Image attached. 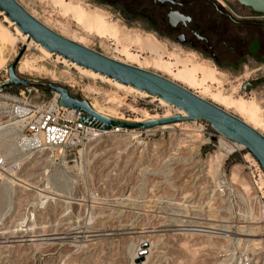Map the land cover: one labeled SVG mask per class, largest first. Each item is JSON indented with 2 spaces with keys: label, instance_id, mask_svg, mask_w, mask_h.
<instances>
[{
  "label": "rangeland",
  "instance_id": "obj_1",
  "mask_svg": "<svg viewBox=\"0 0 264 264\" xmlns=\"http://www.w3.org/2000/svg\"><path fill=\"white\" fill-rule=\"evenodd\" d=\"M18 1L63 36L164 77L156 62L171 60L170 53L210 65L217 70V79L207 80L206 85L242 105L228 112L257 123L264 135V17H259L261 25L253 31L263 49L257 57L246 53L233 71L131 17L122 0ZM230 1L241 8V15L246 14L238 0ZM95 11L105 12L107 21L118 24L116 36L98 30L89 18ZM4 28L17 38L11 39L15 44L3 36ZM0 34V83L10 80L8 69L20 53L17 75L31 82L0 90V155L8 161L17 156L11 127L5 126L13 121L11 104L20 98L48 100L55 93L50 83L115 116L177 115V107L162 105L157 96L120 90L64 62L58 54L47 56L29 36L24 39L4 22L1 13ZM125 48L138 59L120 52ZM166 125L106 135L79 149L70 161L41 163L36 155L26 156L15 176L0 172V264H135L143 241L152 252L145 264H232L245 252L256 254L264 241V221L255 214L248 195L253 161L247 150L222 139L206 120ZM225 145L232 151L219 163L215 156L225 153ZM39 178L61 195L40 199L37 190L25 184ZM27 223L29 235L48 236L18 237ZM255 241L260 242L257 247Z\"/></svg>",
  "mask_w": 264,
  "mask_h": 264
},
{
  "label": "water",
  "instance_id": "obj_2",
  "mask_svg": "<svg viewBox=\"0 0 264 264\" xmlns=\"http://www.w3.org/2000/svg\"><path fill=\"white\" fill-rule=\"evenodd\" d=\"M238 1L241 6L264 17V0ZM0 11L24 34L48 51L121 83L132 85L139 90L160 97L186 113V115L179 114L140 123L117 121L102 116L91 107L88 101L72 95L67 88L50 83L49 89L60 95V103L65 107L82 111L84 114L82 121L87 125L102 130H110L113 127L135 130L151 129L182 121L206 120L220 135L229 141L243 145L264 172V135L241 118L167 77L118 61L63 36L32 15L18 0H0ZM21 54L9 67L10 80L0 83V90L11 85H31L29 80L17 75V65ZM141 263L142 259L135 261V264Z\"/></svg>",
  "mask_w": 264,
  "mask_h": 264
},
{
  "label": "flooded vegetation",
  "instance_id": "obj_3",
  "mask_svg": "<svg viewBox=\"0 0 264 264\" xmlns=\"http://www.w3.org/2000/svg\"><path fill=\"white\" fill-rule=\"evenodd\" d=\"M122 4L149 28L233 71L246 53L257 57L263 49L253 31L264 21L260 23V16L248 8L241 15V8L230 0H122Z\"/></svg>",
  "mask_w": 264,
  "mask_h": 264
},
{
  "label": "built area",
  "instance_id": "obj_4",
  "mask_svg": "<svg viewBox=\"0 0 264 264\" xmlns=\"http://www.w3.org/2000/svg\"><path fill=\"white\" fill-rule=\"evenodd\" d=\"M21 94H25V91ZM20 100L17 104H11L13 121L5 125L10 126L13 132L17 156L13 161H8L7 157L0 155V172L9 175L17 173L21 168L20 162L26 156L36 155L40 162L70 161L79 149L85 148L89 143L106 135L121 134L129 130L121 127L102 130L87 125L82 121L83 112L63 106L60 95L56 92L40 103ZM193 122L197 123L198 120ZM220 137L232 144L222 135ZM249 164L248 195L255 206V214L264 221V172L257 162ZM255 255L259 258L255 259ZM232 264H264V241L257 248L256 254L245 252Z\"/></svg>",
  "mask_w": 264,
  "mask_h": 264
},
{
  "label": "bare ground",
  "instance_id": "obj_5",
  "mask_svg": "<svg viewBox=\"0 0 264 264\" xmlns=\"http://www.w3.org/2000/svg\"><path fill=\"white\" fill-rule=\"evenodd\" d=\"M96 10H97V8H96ZM99 10V9H98ZM102 10V9H101ZM0 13L1 14H3V17H4V22H7V23H9L11 26H13V28H14V30L16 31V33L17 34H21V36L23 35V37H24V39L25 38H27L28 37V35L27 34H24L18 27H17V25L13 22V21H11L2 11H0ZM90 13H92V12H90ZM89 14V13H88ZM91 16H89V18L91 19V21L93 22V24L98 28V30L99 31H104V32H107V33H109V34H111V35H117L118 34V32L120 31V28L118 27V24L116 25V24H113V23H110L109 22V20L107 21L106 19L107 18H105L104 17V15H105V12L103 13V11H102V13L101 12H99V11H95V13H93V14H90ZM2 16V15H1ZM106 16V15H105ZM107 17V16H106ZM3 19V18H2ZM8 25V24H7ZM5 26V25H4ZM126 28V27H125ZM9 29V28H8ZM8 29H5L4 28V32H2L3 33V36H5V37H9V41L11 42V39L12 40H14V39H17L16 37L15 38H12V34H10V32H9V30ZM12 29V28H11ZM108 35V34H107ZM0 36L1 37H3L1 34H0ZM112 37V36H111ZM31 38V37H30ZM113 38V37H112ZM146 38V37H145ZM144 38V39H145ZM1 39V38H0ZM32 39V38H31ZM150 39H152V38H150ZM2 40V39H1ZM33 40V39H32ZM121 40V39H120ZM5 41V40H4ZM34 41V40H33ZM142 41H143V39H142ZM144 41H146V39L144 40ZM148 41V40H147ZM146 41V43L148 44V42ZM153 41V40H152ZM6 42H8V41H6ZM15 42V41H14ZM13 42V43H14ZM35 42V41H34ZM12 43V42H11ZM13 43H12V45H13ZM16 43V42H15ZM14 43V44H15ZM118 43V42H117ZM121 43V42H120ZM145 43V44H146ZM154 43V42H153ZM153 43H151V44H153ZM35 44L37 45V46H39L40 47V50L43 52V53H45L47 56L48 55H51L53 52H50V51H48L47 49H45L41 44H39V43H37V42H35ZM122 44V43H121ZM141 45H142V43H141ZM157 45V44H156ZM123 46V45H122ZM121 46V47H122ZM126 46H128V45H126ZM126 46H124V47H126ZM130 46H132V44L130 45ZM146 46V45H145ZM160 46V45H159ZM123 47V48H124ZM153 47H155V46H153ZM141 48V47H140ZM149 48H151V46L150 47H148V49ZM117 49H118V47H117ZM130 49V48H129ZM142 49V48H141ZM144 49V48H143ZM156 49V48H155ZM154 49V50H155ZM158 49V48H157ZM161 49H163L162 47H161ZM160 49V50H161ZM150 50V49H149ZM167 50V49H166ZM153 51V50H152ZM157 50H155V52H156ZM163 52H165L164 51V49L162 50ZM14 52H16V51H14ZM120 52H123L128 58H136L137 56L135 55V54H133V53H131V52H129L128 50H127V48H125V49H121V51ZM17 53V52H16ZM156 53H158V52H156ZM188 56V55H187ZM59 57H61L62 59H63V61L64 62H71L70 60H68V59H66L65 57H63V56H60L59 55ZM194 57V56H193ZM160 58H161V56H160ZM171 60H167V61H163V60H159L158 61V59H157V62H156V65L158 66L157 68H161L165 73H166V76L169 78V79H171V80H173L174 82H176V83H178V84H180V85H182L183 87H185V88H187V89H189V90H191L192 92H194V93H196V94H198L199 96H201V97H203L204 99H207V100H209V101H211L212 103H214V104H216V105H218L219 107H221V108H223V109H225L226 111H229V108H234V107H236V108H239L240 109V106H241V109L243 108V106L242 105H239V104H237V103H235V101L234 100H232L231 98H227V97H225V96H223V94L221 93H219L220 92V90H218V93H214V91L212 92L211 91V89L208 87V85H206V81L207 80H216L217 79V77H216V72H217V70L215 69V68H213V67H210V65H204V64H200V63H198V62H195V61H193L192 60V58H190L189 56L186 58V59H182L179 55H177V54H175V53H170V57H169ZM136 59H138V58H136ZM162 59H163V56H162ZM172 60H173V62H172ZM21 61V60H20ZM63 62V63H64ZM140 62V61H139ZM147 62V61H146ZM26 64H27V62H26ZM71 64H73V66H75L76 68H78V69H80L81 71H84L85 73H88V74H90L92 77H97V78H101V79H105V80H107V81H110V82H112V83H114L116 86H117V88L119 89L120 88V90H121V88L122 89H128V90H130V91H136V92H139L140 94H142V95H144V96H146V97H150V95L151 94H149L148 92H146V91H142V90H139V89H137V88H135V87H133L132 85H128V84H124V83H121V82H119V81H117V80H115V79H113V78H110V77H108V76H106V75H103V74H101V73H99V72H95V71H93L92 69H89V68H86V67H84V66H81V65H79V64H77V63H75V62H71ZM182 65V68H179L178 67V65ZM35 67V66H34ZM20 68V67H19ZM247 70V69H246ZM20 71V70H19ZM248 71V70H247ZM255 71V70H254ZM198 74H200L201 75V78L199 79L198 77ZM198 76V77H197ZM251 76V75H250ZM219 81V80H218ZM221 84V83H220ZM211 87V86H210ZM196 88H198V89H200V91L197 89L196 90ZM94 90V89H93ZM217 92V91H216ZM203 94H208L210 97H206V96H204ZM115 100H116V98H115ZM156 100H158L162 105H170L168 102H166L165 100H163L162 98H160V97H157L156 98ZM155 100V101H156ZM121 102V101H120ZM252 103V102H251ZM122 103H120V105H121ZM91 105V104H90ZM129 105V104H128ZM131 106V105H130ZM133 106V105H132ZM131 106V107H132ZM91 107L95 110V111H97L99 114H101L102 116H104V117H106V118H109V119H113V120H117V121H124V122H129V123H140V122H145V121H151V120H155V119H159V118H162V117H170V116H175V114L174 113H171V112H167V113H165V114H163V115H158V114H156V115H151V114H149L148 112H145V115L144 116H142V117H136V118H133V119H131V118H126V117H124V116H115V115H112V114H109V113H107V112H105V111H102V110H99V109H97V108H95V106L94 105H91ZM135 109V108H134ZM134 109H133V107H132V109L131 110H133L134 111ZM236 110H238V109H236ZM135 111H136V109H135ZM177 112V115H186V113H185V111L184 110H182V109H179V108H177V110H176ZM233 114V113H232ZM235 114V113H234ZM237 117H239V118H241L242 120H244L246 123H248V124H250L253 128H255V129H257L258 130V126H256V124L257 123H255V124H252L251 122H253V121H251V122H249L248 120H246V119H243V117L241 116V115H237ZM250 120H251V118H250ZM256 122V121H255ZM184 123H187V121H182V122H175L174 123V125L175 126H179V125H182V124H184ZM262 124V123H261ZM186 125V124H185ZM260 125V124H259ZM262 126V125H261ZM163 127H167V125H163ZM183 129H185V130H187V131H191V129L190 128H188V127H182ZM194 130V129H193ZM224 143V142H223ZM231 143H232V145L233 144H237V145H239L240 147H242V148H244V146L243 145H241V144H239V143H235V142H232L231 141ZM186 145V144H185ZM224 149H225V153H221V154H216V158L215 159H217V161L219 162V163H222L223 162V160H224V158H225V156L227 155V153H230L232 150V148H230V147H228L227 145H225L224 146ZM218 151V150H217ZM101 152V151H100ZM99 153V152H98ZM102 153V152H101ZM97 154V153H96ZM250 153L247 151V154H246V156L248 155L249 156V158L253 161V162H256V160L253 158V157H251L250 155H249ZM213 158V157H212ZM214 159V160H215ZM216 161V162H217ZM215 163V162H214ZM12 175H14L15 176V173H13ZM236 178H237V176H236ZM18 181H21L20 179H17ZM23 180V179H22ZM31 180V183L29 182V183H25L28 187H29V189L30 190H33V189H35V190H37L36 191V194L38 195V196H40V199H44V198H47V199H49V198H55L56 199V196H54V195H52V194H55V195H61V194H59V193H57V192H55V191H53V190H51V188H50V186L48 185V184H44V181H43V179H40L39 178V180H37V181H35V182H33L32 181V179H29V181ZM33 180H34V178H33ZM22 182V181H21ZM247 183V182H246ZM23 184V183H22ZM244 185V184H243ZM248 185V184H247ZM248 188V187H247ZM34 190V191H35ZM118 190V189H117ZM51 194V195H50ZM43 196V197H42ZM186 197V196H185ZM89 204V203H88ZM103 207V206H102ZM153 212V211H152ZM89 217V216H88ZM89 220V219H88ZM94 221V220H93ZM208 222V221H207ZM205 224V223H204ZM28 225H29V223H27V224H25V226H26V228L25 229H21V232H23V233H21V235H19L18 237H26V236H31V237H46V235L47 234H42V232H41V234H31V235H29V232H30V229L29 228H27L28 227ZM209 225V224H208ZM210 226H213V225H210ZM199 227V226H198ZM201 227V226H200ZM204 227V226H203ZM193 228H195L196 229V227H193ZM211 228V227H210ZM187 229V228H186ZM191 229V228H190ZM203 229H206V228H203ZM206 230H208V229H206ZM46 231V230H45ZM78 231V230H77ZM190 231V230H189ZM199 231V230H198ZM203 232H204V230H202ZM207 232H209V231H207ZM206 232V233H207ZM226 235V234H225ZM249 235V234H248ZM11 236V235H10ZM9 236V237H10ZM48 236V235H47ZM56 237V236H55ZM68 237V236H67ZM211 237V236H210ZM17 238V237H16ZM53 238V237H52ZM63 238H64V236H63ZM8 239V238H7ZM22 239V238H21ZM44 239V238H43ZM171 239V238H170ZM5 240V239H4ZM19 240V239H18ZM25 240V239H24ZM41 240H42V238H41ZM53 240V239H52ZM180 240V239H179ZM255 239H253V241H254ZM12 241V240H11ZM35 241V240H34ZM43 241V240H42ZM50 241V240H49ZM15 242V241H14ZM23 242V241H22ZM38 242V241H37ZM146 242V241H145ZM145 242L143 241L142 242V244H141V247H140V249L138 250V252L136 253V255H135V257H134V262L136 261V260H138V259H142V264H145V262L148 260V257H149V253H152V252H149V250H150V248L151 247H148V249H147V247H146V245H145ZM39 243V242H38ZM46 243V242H45ZM248 243V242H247ZM42 244H44V243H42ZM41 244V245H42ZM206 244V243H205ZM258 244H260V242H254L253 243V246H255V247H257V245ZM150 245V244H149ZM207 245V244H206ZM211 245V244H210ZM205 246V245H204ZM259 246V245H258ZM254 247V248H255ZM147 249V250H146ZM149 252V253H148ZM147 263V262H146Z\"/></svg>",
  "mask_w": 264,
  "mask_h": 264
}]
</instances>
